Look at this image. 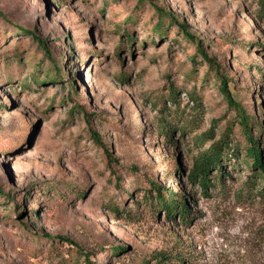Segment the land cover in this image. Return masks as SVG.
I'll use <instances>...</instances> for the list:
<instances>
[{
	"label": "rangeland",
	"instance_id": "374dc122",
	"mask_svg": "<svg viewBox=\"0 0 264 264\" xmlns=\"http://www.w3.org/2000/svg\"><path fill=\"white\" fill-rule=\"evenodd\" d=\"M168 12L222 65L264 155V0H0V264H82L75 243L97 264H264V170ZM224 138L205 190L190 173Z\"/></svg>",
	"mask_w": 264,
	"mask_h": 264
},
{
	"label": "trees",
	"instance_id": "16d2710c",
	"mask_svg": "<svg viewBox=\"0 0 264 264\" xmlns=\"http://www.w3.org/2000/svg\"><path fill=\"white\" fill-rule=\"evenodd\" d=\"M149 1L154 2V0H149ZM161 13L165 14V11L161 10ZM166 14H169L171 18L177 22V25L182 27L184 34H186L188 39L196 42L198 52L200 53L201 57L207 62L211 71L214 72V74L217 76L219 80V90L226 98L229 108L232 109L235 113V116H234L235 124H237L241 128V131L243 132L245 138L249 142V146L247 147V153L250 155L251 158H253V163H255L258 168H261L264 170L263 151L259 145L257 138H255L253 134L254 126L256 124L254 115L250 112V110L246 106V103L238 99V97L235 94H233L232 89L230 87L231 79L226 74L222 65L217 63L215 60H213L209 56V54L203 48L202 43L198 39V37L188 30L187 26L181 22V19L179 17H177L171 12H168ZM28 33L31 34L33 38H36L39 41V44L43 48H46L44 41L40 40L32 32H28ZM128 41L132 44V42L134 41V38L130 36L128 38ZM45 52L48 54L49 58L53 62L55 69L57 70V73L60 74L64 70L63 67L58 65L57 61L54 60L53 55L50 52H48L46 49H45ZM71 87L75 89L73 85ZM175 95H176V92L173 93V98L175 97ZM81 112L83 113L85 112L84 108L81 109L79 113ZM91 132H92L91 135L94 138L95 142L103 148V151L106 154V157L109 159V161L114 160V157H112L109 148L105 146L104 144H102L100 136L95 131H91ZM226 138L221 139V141L216 143V145H214L212 149L208 150L204 155L198 158L197 162L194 165L193 170L190 173L191 182L193 183L197 182L205 190L209 187L210 179H211L210 178L211 170L215 167H220L221 161L225 157V148L229 149L227 147L228 140H226ZM152 188L156 191L157 193L156 198L160 201L163 208H165L168 214H171L177 209H180L182 217L186 218L189 212L187 209V204L184 201H179L178 199H176L173 193L167 192L165 194L164 189L160 185H156L153 182H152ZM169 199H171L170 200L171 203L168 201ZM74 245L78 247V251L80 252L81 257L83 258L82 264H97V262L94 259H92V254L90 252L84 251L76 243ZM111 251H112V254H115L116 256H118L119 254H122V252H124L125 249L118 248V247H112ZM155 260L157 264H185L186 263L184 258L174 257L168 254L158 255L155 258ZM144 264H151V263L149 261H145Z\"/></svg>",
	"mask_w": 264,
	"mask_h": 264
}]
</instances>
